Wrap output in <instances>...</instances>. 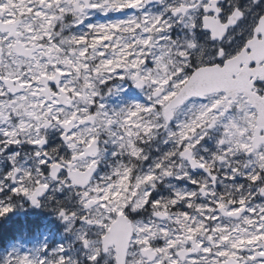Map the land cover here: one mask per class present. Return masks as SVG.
<instances>
[{
    "label": "snow or ice",
    "instance_id": "snow-or-ice-1",
    "mask_svg": "<svg viewBox=\"0 0 264 264\" xmlns=\"http://www.w3.org/2000/svg\"><path fill=\"white\" fill-rule=\"evenodd\" d=\"M0 236V264H264V0H0Z\"/></svg>",
    "mask_w": 264,
    "mask_h": 264
},
{
    "label": "rangeland",
    "instance_id": "rangeland-1",
    "mask_svg": "<svg viewBox=\"0 0 264 264\" xmlns=\"http://www.w3.org/2000/svg\"><path fill=\"white\" fill-rule=\"evenodd\" d=\"M92 21H99L104 19V17L101 14H95L90 18ZM7 246V245H6ZM5 246V247H6ZM5 247L0 248V251H2Z\"/></svg>",
    "mask_w": 264,
    "mask_h": 264
},
{
    "label": "trees",
    "instance_id": "trees-1",
    "mask_svg": "<svg viewBox=\"0 0 264 264\" xmlns=\"http://www.w3.org/2000/svg\"><path fill=\"white\" fill-rule=\"evenodd\" d=\"M10 242V238L0 236V247L6 246Z\"/></svg>",
    "mask_w": 264,
    "mask_h": 264
}]
</instances>
